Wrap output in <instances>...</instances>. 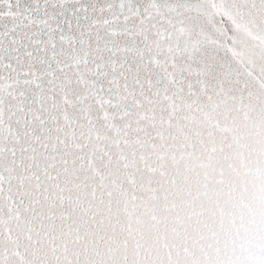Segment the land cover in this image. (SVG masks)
I'll return each instance as SVG.
<instances>
[{"label":"snow or ice","instance_id":"1","mask_svg":"<svg viewBox=\"0 0 264 264\" xmlns=\"http://www.w3.org/2000/svg\"><path fill=\"white\" fill-rule=\"evenodd\" d=\"M0 264H264V0H0Z\"/></svg>","mask_w":264,"mask_h":264}]
</instances>
